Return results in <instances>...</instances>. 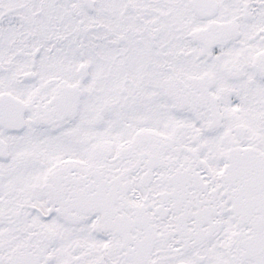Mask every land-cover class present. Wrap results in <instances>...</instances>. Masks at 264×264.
<instances>
[{"label": "snow or ice", "instance_id": "snow-or-ice-1", "mask_svg": "<svg viewBox=\"0 0 264 264\" xmlns=\"http://www.w3.org/2000/svg\"><path fill=\"white\" fill-rule=\"evenodd\" d=\"M0 264H264V0H0Z\"/></svg>", "mask_w": 264, "mask_h": 264}]
</instances>
